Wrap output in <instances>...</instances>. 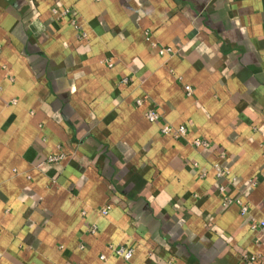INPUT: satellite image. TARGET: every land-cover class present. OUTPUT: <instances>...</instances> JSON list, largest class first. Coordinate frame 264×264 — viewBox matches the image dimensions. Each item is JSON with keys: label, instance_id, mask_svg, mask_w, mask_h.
Listing matches in <instances>:
<instances>
[{"label": "crops", "instance_id": "1", "mask_svg": "<svg viewBox=\"0 0 264 264\" xmlns=\"http://www.w3.org/2000/svg\"><path fill=\"white\" fill-rule=\"evenodd\" d=\"M262 219L264 0H0V264H264Z\"/></svg>", "mask_w": 264, "mask_h": 264}, {"label": "built area", "instance_id": "2", "mask_svg": "<svg viewBox=\"0 0 264 264\" xmlns=\"http://www.w3.org/2000/svg\"><path fill=\"white\" fill-rule=\"evenodd\" d=\"M53 13L56 17H61V16H66L69 13V10L65 9L63 11H58L56 9H53ZM72 22L74 23V20H72ZM151 45L157 49V52L159 55H165V54H171L173 52V50L170 47H163V46H157L156 43L151 42ZM112 63L109 61L108 62V66H111ZM122 82L127 81L126 78H123L121 80ZM184 90L186 91V93L189 95L192 90L191 87L189 85H184ZM136 104L140 105L141 104V99H137L136 100ZM146 117L150 122H161L160 124V132L162 134L165 135H169L170 137L174 138V139H180V138H184L187 134V126L186 125H178V126H174L170 123H168L167 121L164 120L162 114L160 112H158L156 109H154L153 107L147 109L146 111ZM191 145L195 148V149H205L208 148L210 146V142L207 139L204 138H200V137H195L191 140ZM60 157L58 155H50L47 157L46 159V164L50 165V164H54L58 161ZM213 168L215 170V175L217 179H222V178H227L229 176V169L219 163H215L213 165ZM226 187L223 184L218 185V191L223 195V206H228L232 203H236L239 206V210H240V214L242 216H244L246 214L247 211V205L244 204L239 198H234V197H230L228 195H226V191H225ZM110 205H104L102 208L99 209V214L100 215H106L110 209ZM252 229H257L260 227H264V219H262L259 222H253L251 224ZM96 230V226L92 225L90 227V231L91 232H95ZM109 250L113 255L122 257L125 260H129L132 256L133 253V249L132 248H127L123 245H109ZM101 259H104L105 256L104 255H100ZM244 261L246 263H255V262H259V256L257 255H244Z\"/></svg>", "mask_w": 264, "mask_h": 264}]
</instances>
